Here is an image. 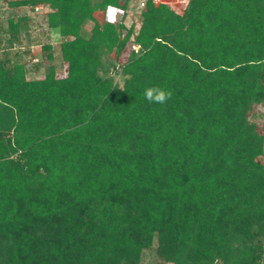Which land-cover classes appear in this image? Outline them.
Listing matches in <instances>:
<instances>
[{"label": "trees", "instance_id": "trees-1", "mask_svg": "<svg viewBox=\"0 0 264 264\" xmlns=\"http://www.w3.org/2000/svg\"><path fill=\"white\" fill-rule=\"evenodd\" d=\"M132 1L11 2L50 8L65 74L50 42L38 78L0 53V264H264V0L95 15ZM22 35L29 15L0 20V43Z\"/></svg>", "mask_w": 264, "mask_h": 264}, {"label": "rangeland", "instance_id": "rangeland-1", "mask_svg": "<svg viewBox=\"0 0 264 264\" xmlns=\"http://www.w3.org/2000/svg\"><path fill=\"white\" fill-rule=\"evenodd\" d=\"M15 1L16 0H0V20L7 19L9 17L29 15L30 41L28 40L29 38H27L25 35H22L21 43H14L13 46L6 40H3L0 43V53H3V51H5L6 49L8 50V52H11V55H14V52L17 49H21V60H23L31 70V72L29 73V78H38L43 76L49 67V61L43 54L42 45L44 43L50 42L53 44L54 61L59 70V74H65V64L63 63L60 54V43L62 41V37L58 33V30H49L47 25L46 14L50 10V8L47 6L39 5V9L32 10V8L30 7H17L15 5H12L11 2ZM157 2H165L174 8H182V5H184L181 0H158ZM142 7L143 4L139 0H133L130 8L126 11V15L124 9L117 7H109L106 12L97 11L95 15L100 20H103V18H105L116 24H120L122 21H124L127 27L135 24L136 30H138L141 21L140 13ZM92 24L93 22L89 21L85 25L83 31L84 35H88ZM132 49H138V46H133L130 43L121 58V62L127 60ZM16 58L17 60H20V57ZM37 64H39V66ZM115 76L117 78V81L122 85L124 82V77L120 74H115ZM251 118L258 124H260L264 131V103L258 106L255 112L252 114ZM259 159L264 161V155ZM156 260L157 257L155 250H146L143 254L142 264H173L169 262L157 263Z\"/></svg>", "mask_w": 264, "mask_h": 264}, {"label": "clouds", "instance_id": "clouds-1", "mask_svg": "<svg viewBox=\"0 0 264 264\" xmlns=\"http://www.w3.org/2000/svg\"><path fill=\"white\" fill-rule=\"evenodd\" d=\"M171 96L170 90H165L159 86L147 87L144 90V98L150 104H165L171 99Z\"/></svg>", "mask_w": 264, "mask_h": 264}]
</instances>
